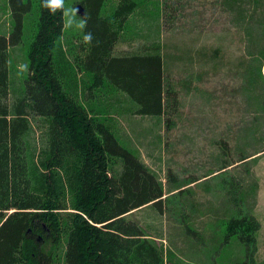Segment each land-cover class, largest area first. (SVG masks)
<instances>
[{
    "label": "rangeland",
    "instance_id": "1",
    "mask_svg": "<svg viewBox=\"0 0 264 264\" xmlns=\"http://www.w3.org/2000/svg\"><path fill=\"white\" fill-rule=\"evenodd\" d=\"M79 1L62 0L55 65L69 73L67 83L70 77L82 90L90 76L76 67L77 58H84L80 45L87 48L81 39L85 21L75 10ZM136 1L149 8L144 26L150 32L126 28L125 41L117 42L113 56L158 49L170 93L164 114H134L133 101L107 81L90 103L111 122L119 145L163 187L160 207L149 204L124 219L141 228L167 263L242 264L248 250L227 225L244 215L256 216L263 228L255 234L253 264H264V0H188V8L187 0H167L160 30L159 0ZM30 2L22 17L21 42L8 49L9 108L26 92L28 52L39 16V0ZM115 5L116 0H105L101 16H110ZM14 24L9 0H0V36L10 34ZM43 122L31 118L30 141L37 148ZM64 248L61 242L55 250V264H63Z\"/></svg>",
    "mask_w": 264,
    "mask_h": 264
},
{
    "label": "trees",
    "instance_id": "2",
    "mask_svg": "<svg viewBox=\"0 0 264 264\" xmlns=\"http://www.w3.org/2000/svg\"><path fill=\"white\" fill-rule=\"evenodd\" d=\"M104 1L78 3L87 48L80 45L84 58L76 56V67L90 76L81 90L70 77L67 83L69 73L55 65L62 0L54 10L39 0L26 92L9 108L8 49L21 42L22 17L31 5L30 0H9L15 24L10 34L0 36V264H55L61 242L63 264H176L165 262L141 228L124 219L149 204L160 207L161 182L119 145L111 122L90 105L95 90L107 81L133 101L134 114L162 116L170 98L163 59L158 49L114 57L135 4L121 0L110 16L102 17ZM89 33L91 39L85 40ZM35 117L44 120L40 148L30 141ZM227 227L246 245L242 264H253L258 220L244 215Z\"/></svg>",
    "mask_w": 264,
    "mask_h": 264
},
{
    "label": "crops",
    "instance_id": "3",
    "mask_svg": "<svg viewBox=\"0 0 264 264\" xmlns=\"http://www.w3.org/2000/svg\"><path fill=\"white\" fill-rule=\"evenodd\" d=\"M119 1L120 0H116V4L117 5H115L116 6L115 9L119 5ZM130 1H132L135 4V8L128 15L127 19L123 23V30H122L123 33H122V35H120V37H119L120 39L118 40V43H120L121 39L123 41H125L124 40V33L125 32H129V31L126 30V28L133 27L132 28L133 32L134 33H139V34L140 33H145V32H150V30L147 29V26H144L145 17H149L148 16L149 15L148 14L149 8L147 6L146 7L139 6L140 3H138L136 0H130ZM185 7L188 8V0H187V4H186ZM167 9H168L167 0H159L158 1L157 14H156L157 15V26H158L159 30H160L161 27L164 28V26H165V22H163V18L166 17ZM174 9H176V7ZM144 28H146V30ZM140 40H142V38ZM118 43H116V44H118ZM126 43H129V41H127ZM116 44H115L114 48L116 47ZM126 47H129V45L126 46ZM254 217L256 218V216H254ZM258 222H259V220H258ZM259 224H260V228L262 230L263 223L260 221Z\"/></svg>",
    "mask_w": 264,
    "mask_h": 264
},
{
    "label": "clouds",
    "instance_id": "4",
    "mask_svg": "<svg viewBox=\"0 0 264 264\" xmlns=\"http://www.w3.org/2000/svg\"><path fill=\"white\" fill-rule=\"evenodd\" d=\"M61 0H44V6L49 7L50 10H54L55 7L60 6ZM85 40H90L91 39V34H86L84 36Z\"/></svg>",
    "mask_w": 264,
    "mask_h": 264
},
{
    "label": "water",
    "instance_id": "5",
    "mask_svg": "<svg viewBox=\"0 0 264 264\" xmlns=\"http://www.w3.org/2000/svg\"><path fill=\"white\" fill-rule=\"evenodd\" d=\"M75 10H76V13H77L79 16H82V17H83V15H84V11H83L82 6L77 5Z\"/></svg>",
    "mask_w": 264,
    "mask_h": 264
},
{
    "label": "bare ground",
    "instance_id": "6",
    "mask_svg": "<svg viewBox=\"0 0 264 264\" xmlns=\"http://www.w3.org/2000/svg\"><path fill=\"white\" fill-rule=\"evenodd\" d=\"M78 5H80V4H78ZM81 6V5H80Z\"/></svg>",
    "mask_w": 264,
    "mask_h": 264
}]
</instances>
